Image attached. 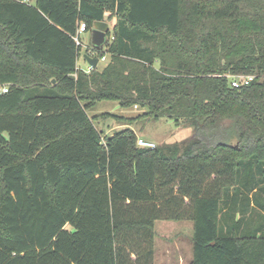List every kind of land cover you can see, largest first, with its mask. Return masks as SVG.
Segmentation results:
<instances>
[{
	"label": "trees",
	"instance_id": "obj_1",
	"mask_svg": "<svg viewBox=\"0 0 264 264\" xmlns=\"http://www.w3.org/2000/svg\"><path fill=\"white\" fill-rule=\"evenodd\" d=\"M107 11L86 71L73 37ZM3 84L0 264H153L154 221L183 218L189 264H264V0H0ZM100 100L192 133L104 135Z\"/></svg>",
	"mask_w": 264,
	"mask_h": 264
},
{
	"label": "rangeland",
	"instance_id": "obj_2",
	"mask_svg": "<svg viewBox=\"0 0 264 264\" xmlns=\"http://www.w3.org/2000/svg\"><path fill=\"white\" fill-rule=\"evenodd\" d=\"M110 12H106V17ZM113 18H108L105 20L112 23ZM112 28L109 27V32L111 34ZM108 35V37L110 36ZM81 40L83 42L82 51L78 56L77 65L79 68L86 69L87 62L83 58L84 53L91 52V33L90 31H84L80 35ZM88 50L85 52L84 50ZM90 54V53H89ZM109 60V56L106 54L105 57L99 58L97 63V67H102ZM145 111V108L135 107L134 105L128 107H122L115 100H100L97 101L94 106L88 110V114L90 115L94 124L98 127V129L102 130V134L109 135L117 129L128 126L135 130L137 135L142 136L144 138H149L152 142L155 143L156 146H162L164 143H172V142H180L182 140L190 137L192 133L191 127H184L180 124H177L173 119L160 117L154 118L151 116L142 115ZM117 114L123 115L127 117H135L134 119L124 120L116 122L113 118L107 117L106 114ZM122 124H117L121 123ZM103 136V135H102ZM166 225L159 226L154 231L156 245L158 244V240L163 233H167L170 230L171 225L173 223L169 220L162 221ZM184 232L186 230L184 229ZM185 234V233H184ZM155 245V246H156ZM155 264H161L160 262V251L157 256H155Z\"/></svg>",
	"mask_w": 264,
	"mask_h": 264
},
{
	"label": "crops",
	"instance_id": "obj_3",
	"mask_svg": "<svg viewBox=\"0 0 264 264\" xmlns=\"http://www.w3.org/2000/svg\"><path fill=\"white\" fill-rule=\"evenodd\" d=\"M114 24H115V18H113L111 24L108 22V28L109 27L112 28ZM144 139L149 140V138H144ZM165 220H169L170 222L168 223H173V224H170L171 227L167 233H163L161 235L157 245L154 236L153 264H155V256H157L159 251H160L161 264H189L192 260L193 225L191 219L183 218V219H165ZM162 221H164V219H157L154 221V231L158 226L159 228H161L160 226L166 225ZM184 229L186 230V232H184Z\"/></svg>",
	"mask_w": 264,
	"mask_h": 264
},
{
	"label": "built area",
	"instance_id": "obj_4",
	"mask_svg": "<svg viewBox=\"0 0 264 264\" xmlns=\"http://www.w3.org/2000/svg\"><path fill=\"white\" fill-rule=\"evenodd\" d=\"M86 31V28H85V23L83 21H81L79 24H78V28H77V31H76V34L74 35V41L77 45H80L81 47L83 46V42L81 40V33ZM92 55V54H90ZM91 69H93L90 65L87 64V67H86V71H90ZM255 77L254 74H239V75H232L230 77V84L231 86L233 87H239L241 85H244V84H248L253 78ZM7 91V85L6 84H3V85H0V92H6ZM137 144L139 146H144V147H154L155 146V143L152 142L151 140H147V139H144L140 136H138L137 138Z\"/></svg>",
	"mask_w": 264,
	"mask_h": 264
},
{
	"label": "water",
	"instance_id": "obj_5",
	"mask_svg": "<svg viewBox=\"0 0 264 264\" xmlns=\"http://www.w3.org/2000/svg\"><path fill=\"white\" fill-rule=\"evenodd\" d=\"M109 28H108V22L105 20H96L93 22V25L90 29L91 33V45L95 47L102 46L106 40H107V34H108ZM83 58L87 62L88 65H90L92 68L97 67V63L99 61L98 56L90 55L87 53L83 54ZM54 81V80H52Z\"/></svg>",
	"mask_w": 264,
	"mask_h": 264
}]
</instances>
